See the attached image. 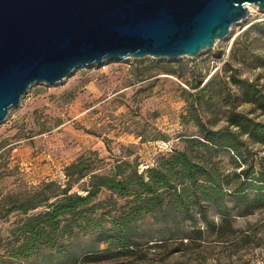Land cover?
Instances as JSON below:
<instances>
[{
  "label": "rangeland",
  "instance_id": "374dc122",
  "mask_svg": "<svg viewBox=\"0 0 264 264\" xmlns=\"http://www.w3.org/2000/svg\"><path fill=\"white\" fill-rule=\"evenodd\" d=\"M247 6L246 18L233 23L227 36L194 56H127L78 68L52 85L32 84L0 121V193L13 188L27 190L49 180L63 185L64 167L81 156H90L100 169L122 159L142 171L146 164L155 165L164 153L177 148L187 150L196 160L215 162L224 173L238 171L242 165L235 166L232 151L187 139L197 137V130L181 119L185 113L181 91L189 90V82L198 77L216 74L215 83L225 88L227 98L215 101L209 98L210 91L204 95L214 127L226 123L225 100L239 104L237 109H248V104L238 103V86L230 83L228 76L234 73L259 86L264 84V66H254L255 56L264 61V38L254 31L239 34L249 24L264 21V10ZM251 115L264 121V114L256 111ZM257 147L244 150L247 161ZM75 191L83 193L77 185L70 190ZM95 201L103 202L99 212L108 218L125 200L102 189ZM230 212L235 233L224 225L220 237L206 235L200 247L169 255L163 252V258V253L150 250L139 261L118 258L90 264H264V207L244 214ZM18 218L0 212V254L11 246ZM242 233L250 234L252 242L236 247L225 241ZM202 258V263L198 262Z\"/></svg>",
  "mask_w": 264,
  "mask_h": 264
},
{
  "label": "trees",
  "instance_id": "16d2710c",
  "mask_svg": "<svg viewBox=\"0 0 264 264\" xmlns=\"http://www.w3.org/2000/svg\"><path fill=\"white\" fill-rule=\"evenodd\" d=\"M252 31L264 38V21L249 24L239 34ZM254 62V66H264L258 56ZM228 76L238 86V103L248 104V109H237L239 104L225 100L226 123L214 127L204 95L210 91L209 98L215 101L227 97L213 74L206 82V76L198 77L189 82V90L182 89L185 113L181 119L197 130V137L187 139L232 151L235 166L242 165L238 171L224 173L215 162L196 160L177 148L142 171L122 159L100 169L90 156H81L64 167L63 185L49 180L27 190L0 193L1 216H19L12 244L0 254V264H90L118 258L132 262L143 260L150 250L169 255L200 247L206 235L220 237L224 225L235 233L230 211L244 214L264 207V121L251 115L264 114V84L234 73ZM256 145L260 147L247 161L244 150ZM74 185L83 193L70 192ZM102 189L125 200L108 218L99 212L103 202L95 201ZM225 241L239 247L252 239L242 233ZM258 245L255 241L254 246Z\"/></svg>",
  "mask_w": 264,
  "mask_h": 264
},
{
  "label": "water",
  "instance_id": "95a60500",
  "mask_svg": "<svg viewBox=\"0 0 264 264\" xmlns=\"http://www.w3.org/2000/svg\"><path fill=\"white\" fill-rule=\"evenodd\" d=\"M248 4L264 10V0H0V121L32 84L86 65L212 48Z\"/></svg>",
  "mask_w": 264,
  "mask_h": 264
}]
</instances>
